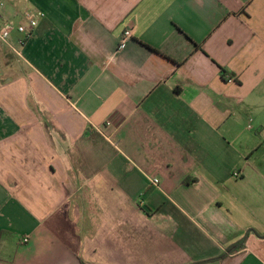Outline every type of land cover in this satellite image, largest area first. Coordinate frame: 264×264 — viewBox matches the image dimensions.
I'll return each mask as SVG.
<instances>
[{
	"label": "crops",
	"instance_id": "crops-1",
	"mask_svg": "<svg viewBox=\"0 0 264 264\" xmlns=\"http://www.w3.org/2000/svg\"><path fill=\"white\" fill-rule=\"evenodd\" d=\"M0 2V264H264V0Z\"/></svg>",
	"mask_w": 264,
	"mask_h": 264
},
{
	"label": "built area",
	"instance_id": "built-area-1",
	"mask_svg": "<svg viewBox=\"0 0 264 264\" xmlns=\"http://www.w3.org/2000/svg\"><path fill=\"white\" fill-rule=\"evenodd\" d=\"M5 4L0 2V43L7 46L12 52L18 56H22V49L26 45V42L32 38L34 30L39 24V19L43 18L45 14L43 12H29L26 15L27 24H19L12 20L3 21V9ZM18 33L20 37H15L14 34ZM133 34L131 29H127L120 41L118 51L121 52L126 44L132 39ZM236 177L238 175L236 174ZM153 185L159 184L158 179H153ZM29 242L28 237L21 239V244H27Z\"/></svg>",
	"mask_w": 264,
	"mask_h": 264
},
{
	"label": "rangeland",
	"instance_id": "rangeland-1",
	"mask_svg": "<svg viewBox=\"0 0 264 264\" xmlns=\"http://www.w3.org/2000/svg\"><path fill=\"white\" fill-rule=\"evenodd\" d=\"M25 24H27V23H25ZM5 61H6V63L8 62V65H9L10 52L6 49H3L2 44L0 43V66L5 65Z\"/></svg>",
	"mask_w": 264,
	"mask_h": 264
},
{
	"label": "trees",
	"instance_id": "trees-1",
	"mask_svg": "<svg viewBox=\"0 0 264 264\" xmlns=\"http://www.w3.org/2000/svg\"><path fill=\"white\" fill-rule=\"evenodd\" d=\"M229 73L227 69L221 68V74L223 77L226 76V74ZM232 75V74H231ZM247 237L243 238L242 241L238 244H236L234 247L230 248L231 252L236 251L237 249H242L245 246Z\"/></svg>",
	"mask_w": 264,
	"mask_h": 264
}]
</instances>
